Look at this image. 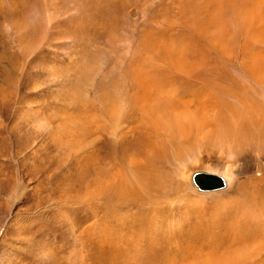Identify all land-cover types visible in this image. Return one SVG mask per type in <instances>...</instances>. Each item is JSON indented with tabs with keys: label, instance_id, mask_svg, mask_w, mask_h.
Here are the masks:
<instances>
[{
	"label": "rangeland",
	"instance_id": "rangeland-1",
	"mask_svg": "<svg viewBox=\"0 0 264 264\" xmlns=\"http://www.w3.org/2000/svg\"><path fill=\"white\" fill-rule=\"evenodd\" d=\"M263 263L264 0H0V264Z\"/></svg>",
	"mask_w": 264,
	"mask_h": 264
},
{
	"label": "water",
	"instance_id": "water-1",
	"mask_svg": "<svg viewBox=\"0 0 264 264\" xmlns=\"http://www.w3.org/2000/svg\"><path fill=\"white\" fill-rule=\"evenodd\" d=\"M206 178H210L211 180H213L214 183H218V178L215 176H210V175H204V174H200L197 177V181L198 184L202 187V188H209L211 187V185L206 182Z\"/></svg>",
	"mask_w": 264,
	"mask_h": 264
},
{
	"label": "bare ground",
	"instance_id": "bare-ground-1",
	"mask_svg": "<svg viewBox=\"0 0 264 264\" xmlns=\"http://www.w3.org/2000/svg\"><path fill=\"white\" fill-rule=\"evenodd\" d=\"M115 127V126H114ZM180 129V128H179ZM182 130V129H181ZM186 133V132H185ZM172 164H174V167H173V172H174V174L175 175H178V173H179V171H180V169H181V167H182V164H183V162H173ZM222 184L224 185V180H223V182H222ZM236 242H238V241H236ZM256 262V261H255ZM258 263V262H257ZM264 264V263H263Z\"/></svg>",
	"mask_w": 264,
	"mask_h": 264
}]
</instances>
